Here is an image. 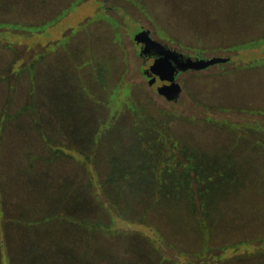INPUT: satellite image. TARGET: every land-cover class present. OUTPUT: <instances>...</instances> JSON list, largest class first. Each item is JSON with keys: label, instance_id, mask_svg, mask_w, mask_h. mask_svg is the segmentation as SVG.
I'll return each mask as SVG.
<instances>
[{"label": "rangeland", "instance_id": "1", "mask_svg": "<svg viewBox=\"0 0 264 264\" xmlns=\"http://www.w3.org/2000/svg\"><path fill=\"white\" fill-rule=\"evenodd\" d=\"M0 264H264V0H0Z\"/></svg>", "mask_w": 264, "mask_h": 264}, {"label": "water", "instance_id": "2", "mask_svg": "<svg viewBox=\"0 0 264 264\" xmlns=\"http://www.w3.org/2000/svg\"><path fill=\"white\" fill-rule=\"evenodd\" d=\"M135 43L137 45H143L144 43L150 47H152L158 55L165 54L164 58H162V66L165 67L168 64H171L172 68L178 69V70H195V71H200V70H205L206 68L213 66L215 64H220V63H226L228 62L229 59L227 58H212V59H197L193 60L190 57L184 56L182 53L176 51V50H169L165 48L164 45L161 43L154 41L150 37V30H147L145 28H141L139 33L135 35ZM173 58V61L171 59ZM160 67V63L158 64ZM171 70V71H174ZM163 76V75H162ZM167 76V75H166ZM158 81L160 84H162L165 88H172L174 85L172 84L174 82V77L172 74L168 76V79L166 77L160 78L158 77L155 79ZM170 81V83H168ZM181 91L180 86H177V92L174 96V100L177 99Z\"/></svg>", "mask_w": 264, "mask_h": 264}, {"label": "flooded vegetation", "instance_id": "3", "mask_svg": "<svg viewBox=\"0 0 264 264\" xmlns=\"http://www.w3.org/2000/svg\"><path fill=\"white\" fill-rule=\"evenodd\" d=\"M141 28H144L143 26H141ZM141 28L135 33V35H137L139 33V31L141 30ZM150 37L154 40L159 42L158 40H155L154 37L151 34L150 31ZM161 43V42H159ZM162 45L165 46V48L169 49V50H174L172 49L170 46H168L167 44H163ZM140 50H139V56L144 60V65H143V69L146 71L147 68L150 69V76L153 80L157 79L158 77L160 78H164L166 77V79H168V76L170 74L173 75L174 77V82L172 83L173 85L177 84V79L178 76L181 73L187 72V71H191V70H178V69H173L171 64L166 65L165 67L162 66V63L160 61H162V58H164L165 54H163V52L161 53V55H158L157 52L150 46L146 45L145 43L143 45H139ZM184 55V54H183ZM186 57H190L193 60H197V59H201L202 56L200 54H198L195 57H191L188 55H184ZM229 59V58H227ZM171 61H173V58L171 59ZM230 61V59L228 60V62ZM160 63V67L158 66V64ZM211 67V66H210ZM209 68V67H208ZM207 69V68H206ZM174 70V71H171ZM163 75V76H162ZM167 75V76H166ZM170 83V81L168 82ZM179 86V85H178ZM181 88V87H180ZM181 92V91H180ZM178 98V97H177ZM177 100V99H175Z\"/></svg>", "mask_w": 264, "mask_h": 264}, {"label": "trees", "instance_id": "4", "mask_svg": "<svg viewBox=\"0 0 264 264\" xmlns=\"http://www.w3.org/2000/svg\"><path fill=\"white\" fill-rule=\"evenodd\" d=\"M177 197H180V196H177ZM171 198H174V197H171Z\"/></svg>", "mask_w": 264, "mask_h": 264}]
</instances>
